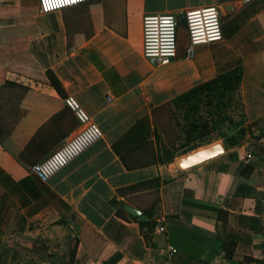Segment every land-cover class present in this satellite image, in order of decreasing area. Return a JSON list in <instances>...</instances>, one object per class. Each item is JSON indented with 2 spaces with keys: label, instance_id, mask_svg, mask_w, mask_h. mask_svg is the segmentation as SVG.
Returning a JSON list of instances; mask_svg holds the SVG:
<instances>
[{
  "label": "crops",
  "instance_id": "1",
  "mask_svg": "<svg viewBox=\"0 0 264 264\" xmlns=\"http://www.w3.org/2000/svg\"><path fill=\"white\" fill-rule=\"evenodd\" d=\"M37 2L0 0V122L9 131L0 145V264H67L38 243H52L48 225L59 219L76 239L70 264H264V0H89L47 13ZM206 5L219 10L222 39L186 57L180 22L174 59L149 65L142 15ZM235 66L243 138L186 169L159 163L154 108ZM66 95L101 136L41 182L29 161L76 130ZM125 204L161 219L150 246ZM68 241H57L61 250Z\"/></svg>",
  "mask_w": 264,
  "mask_h": 264
},
{
  "label": "built area",
  "instance_id": "2",
  "mask_svg": "<svg viewBox=\"0 0 264 264\" xmlns=\"http://www.w3.org/2000/svg\"><path fill=\"white\" fill-rule=\"evenodd\" d=\"M88 0H38V13H47L72 6ZM182 22L187 43L186 57H191L193 47L199 44L220 41V14L217 6L206 5L188 8L176 13L144 14L141 17V55L152 67L169 64L175 57L176 30ZM62 102L76 120V130L62 140L58 146L40 161L29 167L37 180L44 182L54 172L63 167L72 158L81 153L101 136V131L89 115L70 95ZM249 158L250 153L246 152ZM152 231H163L161 219L154 218Z\"/></svg>",
  "mask_w": 264,
  "mask_h": 264
},
{
  "label": "trees",
  "instance_id": "3",
  "mask_svg": "<svg viewBox=\"0 0 264 264\" xmlns=\"http://www.w3.org/2000/svg\"><path fill=\"white\" fill-rule=\"evenodd\" d=\"M89 1V0H88ZM85 2V1H84ZM82 3V2H81ZM79 4V3H78ZM77 5V4H75ZM74 6V5H72ZM70 7V6H68ZM66 8V7H65ZM63 9V8H62ZM34 72H38L36 65H34ZM43 74L47 77L46 82L50 84L57 92L61 93L60 86L57 82V80L53 77L52 73L50 71H45ZM241 79V68L240 66H235L231 69H228L220 74H217L213 78H210L206 81H203L201 83H198L196 85H193L189 89L185 90L184 92L176 95L172 99H170L167 102H164L163 104L155 107L153 110V124L155 129L154 139L158 140L159 135L158 132L163 130V125L160 120V112L163 110V108L168 110H174V109H184L185 111L183 114L185 116V124L183 127V145H190L189 148L183 150L181 154L187 153L191 150H194L196 148H199L200 145L193 144L195 140L201 139L207 130L208 127V121L207 119H201L198 120L196 117H194V114H197V105L203 99L206 103L211 104L213 108L216 110L218 109V106L221 104V100L228 94L232 93L233 91H236L238 93L239 88V82ZM5 82H8L7 80H3ZM186 112H190L191 115L187 114ZM156 114V117H155ZM5 124V123H4ZM5 127H7L5 125ZM9 127V126H8ZM9 134L8 128H3V122H0V145L3 148H6V146L3 143V139L5 136ZM260 135L254 136V138L258 139ZM232 145L236 144L237 141H231ZM173 142L164 143V145H160V152L161 155L157 156V161L159 163L167 162L170 163L172 161V158L174 155L172 154V146ZM184 147V146H183ZM26 147L23 149L25 150ZM23 151H19V153L16 154V156L21 157V153ZM37 161H29V165L27 167V170L29 171V167L34 164ZM244 172L241 170L239 172V175H242ZM236 181V177L233 179L234 183ZM113 204H117L118 208L115 210V213L121 217H124V213L121 211V202H116L114 199H112ZM220 212V211H219ZM154 224L153 219H147L146 221H139V233L142 236L145 244L147 246L151 245V236H152V226ZM48 229L51 232V234L54 236L55 240L61 241L65 240L68 241L72 239V245L67 248V264H70L73 258V253L75 249L76 239L71 236L70 228L67 225V223L62 220H56L48 225ZM68 241V242H70Z\"/></svg>",
  "mask_w": 264,
  "mask_h": 264
},
{
  "label": "rangeland",
  "instance_id": "4",
  "mask_svg": "<svg viewBox=\"0 0 264 264\" xmlns=\"http://www.w3.org/2000/svg\"><path fill=\"white\" fill-rule=\"evenodd\" d=\"M176 50V46H175ZM221 104L218 106V109H214L212 103H206L203 99L197 105V114H194L196 119H207L208 127L205 135L201 139H197L193 144L202 146H207L213 143H218L221 146L232 145L230 142L240 141L245 134L246 126L243 121L240 102L238 99V93L233 91L228 94L221 100ZM184 109H174L173 111L163 108L160 112V120L162 122L163 130L158 132L159 143L162 147L164 143L173 142L172 154L176 157L181 155V152L190 147V145H183V127L185 124ZM191 115L190 112H186ZM156 117V114H155ZM182 143V144H181ZM160 147V148H161ZM191 157L188 160H190ZM39 244L43 245V253L45 256H49V250L52 253L57 254L60 250V255L63 253L67 255V249L60 248L61 242H57L55 239L52 243H48V246H45L47 243L46 239L43 237L39 238ZM44 241V242H42ZM54 254V255H55Z\"/></svg>",
  "mask_w": 264,
  "mask_h": 264
},
{
  "label": "water",
  "instance_id": "5",
  "mask_svg": "<svg viewBox=\"0 0 264 264\" xmlns=\"http://www.w3.org/2000/svg\"><path fill=\"white\" fill-rule=\"evenodd\" d=\"M216 145V147H218V150L215 153H212L210 151H208L210 146H214ZM210 146H202L201 148H196L194 150H191L187 153L181 154L177 157H175L172 160V165L176 168V169H186L189 168L193 165H196L198 163H201L203 161H206L216 155H219L220 153H222L223 149L221 147V145H219L218 143H213ZM191 157L190 160L187 161V159H189ZM182 164H186L184 167H182ZM123 210L125 212H127L129 215L133 216L137 221H146L147 217L143 214H141L138 210H136L135 208L129 206V205H124L123 206Z\"/></svg>",
  "mask_w": 264,
  "mask_h": 264
},
{
  "label": "bare ground",
  "instance_id": "6",
  "mask_svg": "<svg viewBox=\"0 0 264 264\" xmlns=\"http://www.w3.org/2000/svg\"><path fill=\"white\" fill-rule=\"evenodd\" d=\"M186 164H182L181 166L184 167Z\"/></svg>",
  "mask_w": 264,
  "mask_h": 264
}]
</instances>
